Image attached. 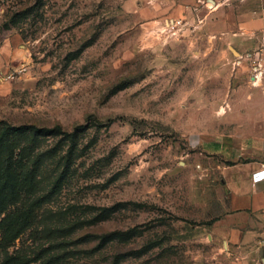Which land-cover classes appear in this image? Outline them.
Returning <instances> with one entry per match:
<instances>
[{
  "label": "rangeland",
  "instance_id": "rangeland-1",
  "mask_svg": "<svg viewBox=\"0 0 264 264\" xmlns=\"http://www.w3.org/2000/svg\"><path fill=\"white\" fill-rule=\"evenodd\" d=\"M126 1L0 0V56L24 70L0 85V121L67 131L90 116L103 124L79 136L55 189L65 148L44 162L35 225L11 244L0 232V264H255L253 252L237 254L221 237L232 219L218 203L222 167L246 154L248 116L264 121L247 109L264 105V48L217 77L178 60L194 51L183 37L143 35ZM56 144L43 139L39 149ZM77 224L126 236L101 249L77 244L83 231L60 232Z\"/></svg>",
  "mask_w": 264,
  "mask_h": 264
},
{
  "label": "crops",
  "instance_id": "crops-1",
  "mask_svg": "<svg viewBox=\"0 0 264 264\" xmlns=\"http://www.w3.org/2000/svg\"><path fill=\"white\" fill-rule=\"evenodd\" d=\"M124 8L136 16L143 35L167 29L183 37L180 44L194 51L178 60L209 66L217 77L230 73L234 64L242 68L248 60L256 62L257 50L264 48V0H127ZM0 69L9 71L10 60L0 56ZM247 109L264 113V105ZM245 139L246 154L230 155L221 169L225 199L218 209L232 220L220 235L235 253L253 252L255 264H264V180L261 174L252 177L264 169V121L248 116Z\"/></svg>",
  "mask_w": 264,
  "mask_h": 264
},
{
  "label": "trees",
  "instance_id": "trees-1",
  "mask_svg": "<svg viewBox=\"0 0 264 264\" xmlns=\"http://www.w3.org/2000/svg\"><path fill=\"white\" fill-rule=\"evenodd\" d=\"M126 85L125 81L120 82L114 88V92L124 89ZM101 126L103 124L93 116L87 118L86 124L77 125L70 131L64 130L60 125L51 127L32 124L13 126L0 121V213L10 205L16 206L10 221L7 219L0 221V232L3 240L7 239V244H11L35 225V213L41 206L40 200H42L36 195L34 188L38 183L35 179L44 162L50 157H55L58 148H65L66 152L62 157L63 169L51 186V189H55L65 177L79 136L90 127ZM47 138L57 139V144L49 152L39 149V142ZM104 220H106L104 217L95 218L89 222L92 224L88 225H96ZM83 229L82 224H77L73 225L71 232L67 228L60 232L65 231L64 233L68 235L74 231L79 233L83 231L82 235L76 238L75 243L88 244L97 241L98 249L104 247L109 241L120 240L126 236V233L120 231L98 234L84 232Z\"/></svg>",
  "mask_w": 264,
  "mask_h": 264
},
{
  "label": "built area",
  "instance_id": "built-area-1",
  "mask_svg": "<svg viewBox=\"0 0 264 264\" xmlns=\"http://www.w3.org/2000/svg\"><path fill=\"white\" fill-rule=\"evenodd\" d=\"M23 71H24L23 69L22 70L20 69V70H9L7 72H3L0 69V85L5 82H11L12 80L15 79L16 76L21 74ZM257 174H261L262 179L264 180V169L263 171L255 173L252 177L254 178L255 176H257Z\"/></svg>",
  "mask_w": 264,
  "mask_h": 264
},
{
  "label": "water",
  "instance_id": "water-1",
  "mask_svg": "<svg viewBox=\"0 0 264 264\" xmlns=\"http://www.w3.org/2000/svg\"><path fill=\"white\" fill-rule=\"evenodd\" d=\"M264 260V259H263ZM264 262V261H263Z\"/></svg>",
  "mask_w": 264,
  "mask_h": 264
}]
</instances>
